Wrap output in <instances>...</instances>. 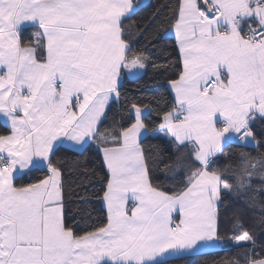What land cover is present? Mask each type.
Instances as JSON below:
<instances>
[{"label": "snow or ice", "instance_id": "6c2138e0", "mask_svg": "<svg viewBox=\"0 0 264 264\" xmlns=\"http://www.w3.org/2000/svg\"><path fill=\"white\" fill-rule=\"evenodd\" d=\"M262 149L264 0H0V264H264Z\"/></svg>", "mask_w": 264, "mask_h": 264}, {"label": "trees", "instance_id": "16d2710c", "mask_svg": "<svg viewBox=\"0 0 264 264\" xmlns=\"http://www.w3.org/2000/svg\"><path fill=\"white\" fill-rule=\"evenodd\" d=\"M165 0H150L147 4H151L153 7L163 4ZM151 9L143 8L142 11L138 13V16L134 17L130 23H135V21L140 17L150 12ZM173 36L166 35L162 39L158 40L153 45L149 46L150 50V59L154 62V65L159 66L163 64H167L168 62L175 60V50L173 44ZM143 43V41H142ZM153 64H149L145 70H143V74L136 79L132 80L127 77L124 80V88L128 90L130 96H156L159 94H163L166 96L165 86L168 80L173 79L174 77L168 73H164L155 67ZM147 103V100H145ZM146 145H150L154 150H157V146L159 148H163V144L155 139H148L145 141ZM246 151H252L251 148L245 149ZM229 151V149H226ZM261 151H264L262 149ZM253 155L255 153L253 152ZM94 158V153L89 150L84 152L82 156L76 157V159L80 161L88 160L91 161ZM222 165L227 164V161L221 160ZM102 175V174H101ZM100 188V184L96 183L95 189L98 191ZM91 191V190H90ZM231 215V209L225 213V224L224 227L227 229L230 227L228 223V219ZM225 235H230V233L226 232ZM237 249L235 247H227L222 246L221 248L211 249L207 251H202L200 254L184 256L182 258H173L168 261V264H213L214 261H218L220 259L226 258L228 256H235Z\"/></svg>", "mask_w": 264, "mask_h": 264}, {"label": "water", "instance_id": "95a60500", "mask_svg": "<svg viewBox=\"0 0 264 264\" xmlns=\"http://www.w3.org/2000/svg\"><path fill=\"white\" fill-rule=\"evenodd\" d=\"M143 74V71H137L135 73L130 74L128 77L132 80L136 79L137 77L141 76Z\"/></svg>", "mask_w": 264, "mask_h": 264}, {"label": "crops", "instance_id": "0c3cea01", "mask_svg": "<svg viewBox=\"0 0 264 264\" xmlns=\"http://www.w3.org/2000/svg\"><path fill=\"white\" fill-rule=\"evenodd\" d=\"M150 0H142L143 4H147ZM167 35L173 36L172 33H168ZM207 250H211V249H204L203 251H207Z\"/></svg>", "mask_w": 264, "mask_h": 264}]
</instances>
